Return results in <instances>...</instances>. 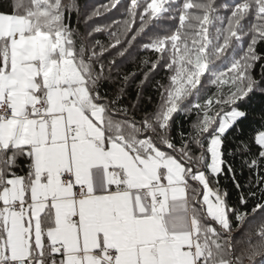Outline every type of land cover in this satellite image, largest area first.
Masks as SVG:
<instances>
[{
  "label": "snow or ice",
  "instance_id": "snow-or-ice-1",
  "mask_svg": "<svg viewBox=\"0 0 264 264\" xmlns=\"http://www.w3.org/2000/svg\"><path fill=\"white\" fill-rule=\"evenodd\" d=\"M255 94L264 0H0V264H264Z\"/></svg>",
  "mask_w": 264,
  "mask_h": 264
},
{
  "label": "trees",
  "instance_id": "trees-1",
  "mask_svg": "<svg viewBox=\"0 0 264 264\" xmlns=\"http://www.w3.org/2000/svg\"><path fill=\"white\" fill-rule=\"evenodd\" d=\"M108 0H85V3L88 5V11L100 7L102 4H106ZM123 8L117 12L116 10H113L111 13H105L102 17L96 18L99 23H111L113 20H120L123 19ZM78 22V18L75 14L72 16V23L75 25ZM79 22L82 24L83 19H80ZM97 39L102 40L103 42H107L108 37L106 34L98 35ZM143 55H147V53H143ZM138 63V62H137ZM133 65H129L128 71L133 70ZM166 70L160 71L155 79H161L164 76V72ZM256 75L259 77L260 75V69L257 67L256 69ZM208 92L204 95V99H207L209 96L212 95L216 91V87L209 84L207 85ZM150 92L155 94V89H149ZM134 96V93H133ZM202 102V101H201ZM243 107L248 111V120L244 122V128L245 132H250L251 129L259 127L261 123H264V97L260 96L259 94L252 95L250 99L247 101L246 104L243 105ZM196 119V113L193 111L191 114L185 116V115H177L176 116V124L174 125V128L182 127L184 132L187 133L190 130V126L193 121ZM221 184L224 186H230V181L226 179L225 177H221L220 180Z\"/></svg>",
  "mask_w": 264,
  "mask_h": 264
}]
</instances>
